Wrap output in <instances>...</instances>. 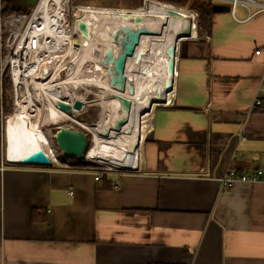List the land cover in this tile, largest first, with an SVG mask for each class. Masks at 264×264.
Instances as JSON below:
<instances>
[{
	"label": "crops",
	"instance_id": "1",
	"mask_svg": "<svg viewBox=\"0 0 264 264\" xmlns=\"http://www.w3.org/2000/svg\"><path fill=\"white\" fill-rule=\"evenodd\" d=\"M36 1L0 0V29ZM227 6L178 43L137 172L6 165L0 79V264H264V182L218 185L227 168L264 174V113L246 118L264 90V11Z\"/></svg>",
	"mask_w": 264,
	"mask_h": 264
},
{
	"label": "bare ground",
	"instance_id": "2",
	"mask_svg": "<svg viewBox=\"0 0 264 264\" xmlns=\"http://www.w3.org/2000/svg\"><path fill=\"white\" fill-rule=\"evenodd\" d=\"M170 11L177 15H169ZM65 14L66 0H41L34 15L37 22L32 36L43 41L46 48L53 52L58 42L69 39L61 28L51 26H62ZM74 14L86 22L89 37L81 38V43L77 44L78 33L69 39L70 46L61 47L64 51L62 56H71L74 62L70 73L62 77L66 80L55 77L58 71L56 61L41 65L37 61L36 66L40 67L37 71H34L33 62H19L14 70L16 108L6 123L7 158L15 163H24L31 150L42 148L47 157L57 163L51 135L44 132L42 126L72 121L92 136V146L86 152L87 160L106 166L139 168L140 146L146 137L145 132L142 133L144 118L151 116L155 107L171 103L175 75L167 73V49L175 46L177 51L180 41L195 37L194 15L183 7L166 3H151L145 8L128 12L123 9L101 12L74 9ZM125 14L130 19H124ZM136 16L141 19L139 23L133 20ZM140 27L160 37L140 39L133 55L126 58L124 90L117 82L118 72L113 66L103 65L101 60L108 48L114 57L120 56L123 46L119 47L117 42L121 39L124 42V30ZM185 31L190 32L188 37L184 36ZM47 40L55 44L53 49L46 43ZM78 83L98 85L103 90L96 100L102 110L101 117L94 125L80 123L74 120L76 116L68 115L57 107L58 102L78 100L83 105L87 103L75 92ZM105 95L111 99L105 100ZM122 100L131 104L130 109L124 107ZM120 118L127 119L126 125L118 133L105 137V133L112 130L115 121ZM111 119L114 123L110 128ZM137 144L138 148H134Z\"/></svg>",
	"mask_w": 264,
	"mask_h": 264
},
{
	"label": "built area",
	"instance_id": "3",
	"mask_svg": "<svg viewBox=\"0 0 264 264\" xmlns=\"http://www.w3.org/2000/svg\"><path fill=\"white\" fill-rule=\"evenodd\" d=\"M81 1L85 0H66V14L63 18V25L62 26H54L61 28L65 35H68V38H72L78 34L77 31V21L79 20L75 14L74 9H81L82 12L89 11V12H96V11H114L119 10L117 8H104L101 6H95L94 4H85V3H79ZM91 2H96L100 0H87ZM192 1V0H187ZM217 1L218 4H224L229 5L232 9L236 5H241L244 7H250L253 6L257 9V12L264 11V3L258 2L256 0H214ZM41 0H37L32 8L28 10V12L24 14H10L7 17H5L2 21V27L0 29V53H1V60H0V79H2L4 72H7L9 75V79L11 82V88H12V105H13V113L15 112V106H16V89L14 85V70L18 68L19 62L24 63H31L33 62L35 64L34 71H37L40 69V67L36 66L37 61H39L40 65L43 63H48L56 61L55 63L58 64V62H62L66 57L68 56H62L63 55V49L61 47L70 46L71 42L69 39L63 42H58V46L55 47V51L48 50L46 48V44L43 41H40L36 36H32L33 28L36 26V19L34 17ZM142 7L149 5L151 3H161L156 0H142ZM139 9V8H138ZM136 9V10H138ZM128 11H134V10H125ZM197 17V14L194 13V17ZM47 44L53 49L55 44L49 40L46 41ZM259 50L255 51L254 54L258 55ZM45 64V66H46ZM52 66V65H51ZM50 66V67H51ZM61 70L58 69L55 77H60ZM67 76V75H65ZM264 90H257L254 96V99L248 104L246 109V118L255 112H262L264 113ZM65 104L72 107L73 102L66 101ZM83 106V105H82ZM58 107V106H57ZM85 106L81 108L80 111L84 109ZM75 111V110H74ZM79 111L73 112L72 110V116L78 115ZM11 116V115H10ZM10 116L5 117L4 119V129L7 121L9 120ZM91 124V123H88ZM66 128L69 129H75V127H79L72 121H66L65 125ZM82 131L87 133L90 137V141L92 139L91 134L86 132L84 129L79 127ZM243 140L245 138H242ZM6 147V144H5ZM91 147V146H90ZM44 151V150H43ZM88 151V150H87ZM86 151V152H87ZM46 154V152L44 151ZM47 155V154H46ZM54 155L56 157L57 165L62 166V168L67 169H79V170H88L94 173V181H98L100 178V175L103 173H130V172H137L139 168H136L135 166H121V167H113V166H106V165H100L97 162H92L90 160H87V154L85 153L84 158L80 160L84 163V166L81 167H73L68 165L66 162H62L60 159V155L58 152L54 150ZM49 158V157H48ZM50 164H52L54 161L52 158H49ZM4 162L6 165H17L12 164L6 154V148L4 153ZM99 165V166H93ZM236 182H243V183H254V182H264V174L261 170H254V171H248L246 169H240V170H233L230 168H227L224 172V175L222 178L218 181L219 189L223 190L226 187L231 186L233 183Z\"/></svg>",
	"mask_w": 264,
	"mask_h": 264
},
{
	"label": "water",
	"instance_id": "4",
	"mask_svg": "<svg viewBox=\"0 0 264 264\" xmlns=\"http://www.w3.org/2000/svg\"><path fill=\"white\" fill-rule=\"evenodd\" d=\"M229 7L224 4H212L211 6V13H221V12H228ZM169 15L176 16L177 14L170 11L168 12ZM124 19H130V16L128 14L124 15ZM134 22L139 23L141 21L140 17H134ZM77 31L79 33V36L76 38V43H81V38H88L89 37V29L85 21L79 19L77 21ZM125 33V40L124 42L122 39L117 42L119 47L123 46V52L120 56L117 58L114 57L113 52L110 48L106 50V52L103 54V58L101 60V63L106 66H113L114 69L118 72V79L117 82L122 84V89L125 90L126 85V77L124 74V63L127 57H131L134 53L135 46L138 44L139 40L142 38H149V39H157L160 36L154 35L150 31L144 29V28H136L134 30H124ZM190 35L189 31L184 32V36L188 37ZM117 41V38H116ZM176 47L170 46L167 49V56L168 60L166 62V69L167 73L169 75H175V69H176ZM122 104L125 108L130 109L131 104L126 101L122 100ZM82 102L81 101H74L72 104V107L62 103L58 102L57 106L60 110L66 112L68 115L72 114V110L80 111L82 108ZM127 119L126 118H120L115 121L114 126L112 130L105 133V137H110L114 133H118L124 125H126ZM146 138V137H145ZM52 139L54 141L55 148L59 155H62L66 158H76L78 160H82L84 158V155L86 153V146H87V139L86 134L82 132L81 129H69L66 127H59L57 130H55L52 134ZM145 140V139H144ZM134 148H138L137 146H133ZM9 160V159H8ZM10 161V160H9ZM12 164L17 165H26V166H39V167H48L50 165V160L47 157V155L44 153L42 148H36L31 150L27 157L25 158L24 163H18V162H12Z\"/></svg>",
	"mask_w": 264,
	"mask_h": 264
},
{
	"label": "rangeland",
	"instance_id": "5",
	"mask_svg": "<svg viewBox=\"0 0 264 264\" xmlns=\"http://www.w3.org/2000/svg\"><path fill=\"white\" fill-rule=\"evenodd\" d=\"M34 1L35 0H30V3L33 5ZM133 1H135V0H100V1H96V2H91V1L85 0V1H81L79 3L92 4V5L94 4L95 6H101V7H104V8H117V9H120V10L121 9H123V10H136L138 8H143L142 7V3H141V6H139L137 8H131V9L127 8L128 4H130ZM193 1L194 0H192L190 2L187 1L185 6L184 7L182 6V7L184 9L189 10L190 5H191L190 3H192ZM161 3H163V2H161ZM166 4H168V3H166ZM173 6L181 7V4L180 5H173ZM145 7H147V5L144 6V8ZM189 11L194 15V12H192L191 10H189ZM194 20H195V29H196L197 28L196 27V25H197V17L196 16L194 17ZM72 61L73 60L71 59V56H69V57H66L62 62H60V61L58 62L57 68L61 70L60 78H61L62 81L66 80V78H62V77H65V75H68L70 73V71H71V69L73 67V64H74V62H72ZM109 81H110V78H108L107 82H109ZM76 85L77 86L75 88V92H76L77 96H79L80 98H83V100H82L83 102L87 101V103H91V104L84 103V105H83V106H85L84 109L82 111H79L77 117L74 118V120H76V121H78L80 123H85V124L91 123V125H94V124H96L99 121V119L101 117V111L102 110L100 109L99 105L97 104L99 101H96V100H97V97L100 94L103 93V90H102V88L100 86L93 85V84H84V83L81 84V83H78ZM72 87L74 88V86H72ZM88 91L90 93H88ZM110 99L111 98H108V95H105V100L109 101ZM42 107L44 108V110L46 109L45 108L46 106H42ZM160 107L161 106H157V107L154 108V110L157 109V108H160ZM154 110H153V112H154ZM153 112H152V114H153ZM150 118H151V116H147L146 118H144L143 130H142V133L145 132L144 135H146L147 131L150 129V126H149ZM110 123H109L110 124L109 127L111 128L113 126L114 119H111ZM64 125H65V122L64 123L60 122V123H56V124H48V125L45 124V125L42 126L43 131L48 133L49 135H51L50 139H51V142H52V147L56 151V153H57V150L55 148L54 141L52 139V134H53V132L55 130H57L58 127H64ZM88 125H90V124H88ZM75 129H79V127L76 126ZM91 146H92V139H91ZM93 166H99V165L93 164Z\"/></svg>",
	"mask_w": 264,
	"mask_h": 264
},
{
	"label": "trees",
	"instance_id": "6",
	"mask_svg": "<svg viewBox=\"0 0 264 264\" xmlns=\"http://www.w3.org/2000/svg\"><path fill=\"white\" fill-rule=\"evenodd\" d=\"M158 2H163V3H168L171 5H180L181 7L185 6L186 4V0H156ZM141 0H135L133 2H131L130 4H128L127 8H137L139 6H141ZM190 8L189 10H191L192 12L197 14V29L198 28H204L205 30L209 29V17L212 14L211 13V2L209 0H194L192 3H190ZM2 83H3V87L5 89V91L9 94L10 98L12 96V88H11V82L9 79V75L7 72H4L3 77H2ZM13 113V109H12V101L10 99V107L9 110H7V116H10ZM84 132V131H82ZM85 133V132H84ZM86 134V139H87V146H86V151L90 148L91 146V141H90V137L87 133ZM60 159L62 162H67L69 163L71 166L73 167H81L84 166V163L81 162L80 160L76 159V158H66L62 155H60Z\"/></svg>",
	"mask_w": 264,
	"mask_h": 264
}]
</instances>
